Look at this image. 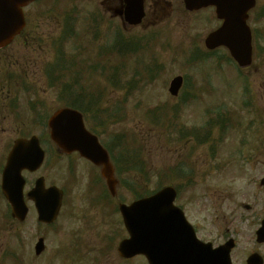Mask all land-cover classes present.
I'll list each match as a JSON object with an SVG mask.
<instances>
[{"label": "rangeland", "instance_id": "374dc122", "mask_svg": "<svg viewBox=\"0 0 264 264\" xmlns=\"http://www.w3.org/2000/svg\"><path fill=\"white\" fill-rule=\"evenodd\" d=\"M41 1L39 6L26 10L33 20L35 35L16 40L18 58L27 54L25 48L20 49V44L63 45L67 58L74 54L70 52L72 50L81 60L88 61V66L94 64L96 75L84 80V86L98 94L103 100L102 109L106 107L109 111L106 119L103 115L98 116L93 127L101 134L104 143L116 135L121 136L118 151L124 153V161L130 162L129 155L137 150L134 161L145 166L143 175L127 173L123 176L132 187L131 190L127 187L128 191L118 190L120 200L129 203L133 192L153 190L160 181L177 188L175 204L184 210L189 222L202 220L207 223L212 217L216 226L222 227L224 219L217 211L220 208L227 211L234 205L243 204H256V210L264 214V196L254 194L260 180L257 171L261 169L259 158L264 153V138L257 141L255 135L251 138L264 130V112L261 113L264 109V49L252 66L243 71L221 59L225 58L222 52L213 56L203 50L194 53L190 44L195 42L202 48L201 43L194 40L195 35H205L211 29L213 20L208 12L199 13V17L198 14L189 16L182 10L181 0H147L149 20L140 28L127 29V34L120 30L121 36L146 39L157 34L156 39L148 42L146 50L139 49L144 52L142 54L117 58V54L109 51L102 58L103 53L99 51L110 48L115 33H119V22L108 24L109 14H106L104 5L109 2L101 6L108 0ZM263 2L259 5L262 6ZM95 17L100 21L93 23V30L91 19L94 21ZM67 19L70 26L74 21L73 35H80L72 43L69 35L64 44H58L60 25L62 28ZM253 26L264 31V21ZM93 32L95 39L91 37ZM102 63L99 70L97 66ZM177 76L185 79V85L174 98L167 89L169 82ZM34 86L43 93L38 83ZM48 96L46 104L55 111L58 106L53 91ZM114 109L119 111L116 121L110 117ZM222 110V120L225 121L218 125L217 113L221 114ZM252 121L254 126H251ZM202 125L208 129L214 125L217 127L207 138L189 143V130L195 128L199 133ZM200 133L202 136L206 134L203 129ZM240 148L243 158H239ZM61 162L52 160L45 172L50 179L61 174L63 181L60 179L59 182L65 185L68 193L58 229L53 233L38 228L31 217L18 232L23 253H18L14 264H62L60 252H67L75 264H123L118 262L116 248L126 233L113 205H106V201L101 198V202L98 197L88 203L91 190L97 196L101 190L91 184L94 175L79 161H71L74 172L71 162L65 159ZM81 174L87 177L83 178ZM142 179V187H136V180L142 182ZM3 222L0 213V264H11L9 258L3 261V257L18 246ZM250 230H242L237 253L253 248L248 240ZM39 235L45 239L46 251L35 257L33 246ZM135 260L130 264H143L141 259Z\"/></svg>", "mask_w": 264, "mask_h": 264}, {"label": "flooded vegetation", "instance_id": "af4514ba", "mask_svg": "<svg viewBox=\"0 0 264 264\" xmlns=\"http://www.w3.org/2000/svg\"><path fill=\"white\" fill-rule=\"evenodd\" d=\"M262 1L264 0H255V6L248 13L247 24L250 28L253 51L257 46H261L264 43V31L261 34L260 28L253 26H256L258 21H264L263 11H261L259 16L256 14L257 5ZM123 2L124 0H118L117 7L110 9L113 13L112 15L119 13L124 5ZM208 10L213 12L211 9ZM146 19L149 20V15L145 12L142 24L146 22ZM221 25V21L217 22V27ZM258 34L261 35L258 36ZM19 47L27 50V54L21 59L18 58V46L16 44L0 49V178L7 155L16 139V133H44V114L48 108L46 97L49 93L44 91V77L39 76L40 67L42 64L45 67L48 61L47 53L41 47L31 45H19ZM43 52L44 58L40 61V53ZM34 79H36L35 82L33 81ZM34 83L39 84L43 93L36 89ZM24 106L26 111H24ZM13 133L15 134L14 137H12ZM254 135L256 141L259 138H264V130L253 134V137ZM41 146L44 149L43 143ZM259 159L261 169L257 172L260 175V180L257 187H255L254 194L261 197V195L264 196V153ZM42 170L43 167L31 174L22 172V175L26 178L24 194L31 189L35 179L41 176ZM24 202L28 207L29 214H32L33 207L31 202L26 198ZM256 208V204L234 205L227 211L220 208L217 213L224 219L222 227L216 226L214 221H212V217H209L210 220L207 223L202 220L193 221L192 226L197 238L202 242L211 243L214 248L230 241L233 242V247L229 253V264H258L259 262L264 264V242L258 243L256 241V232L264 220V214H261ZM243 229H252L248 231L250 234L248 240L250 239V244H252L253 248L247 252L237 253ZM188 259V261L172 262V264H203L193 261L192 257H188ZM209 264H225V262L212 261Z\"/></svg>", "mask_w": 264, "mask_h": 264}, {"label": "water", "instance_id": "95a60500", "mask_svg": "<svg viewBox=\"0 0 264 264\" xmlns=\"http://www.w3.org/2000/svg\"><path fill=\"white\" fill-rule=\"evenodd\" d=\"M33 0H0V46L10 43L13 37L22 30L24 26L22 8L29 5ZM214 4L220 8V0H185L186 7L191 9L196 5ZM241 3L230 4L232 10L235 7L237 17L243 19L247 5ZM230 10V11H232ZM140 14L131 13V18L138 22ZM240 47L230 48L231 56L241 67H245L250 61V48L245 28L240 26ZM223 32L225 30H222ZM222 31H218L211 36L210 42L214 48L219 45L217 38L221 36ZM225 34V32H224ZM182 80L174 79L169 88L172 95H176ZM51 129V139L64 152L70 153L78 151L82 156L93 162L96 166L102 167V176L111 193H114L115 181L113 171L108 163L105 152L100 148L95 137L89 135L82 126V121L76 113L63 110L58 112L49 123ZM20 148L27 146L18 144ZM174 192L166 188L151 198L140 200L133 203L130 207L121 206L120 210L126 229L130 234V239L123 241L118 252L122 257H132L137 254H143L152 264L155 263L154 255L157 253L166 255L184 254L183 247L188 246L186 241L175 239L172 231L174 229L188 228L180 213L172 206ZM57 208V206H56ZM178 215H176V214ZM51 220V218H50ZM46 220V221H50ZM174 222L180 223L175 225ZM190 237H193L190 235Z\"/></svg>", "mask_w": 264, "mask_h": 264}, {"label": "trees", "instance_id": "16d2710c", "mask_svg": "<svg viewBox=\"0 0 264 264\" xmlns=\"http://www.w3.org/2000/svg\"><path fill=\"white\" fill-rule=\"evenodd\" d=\"M115 146H116V148H114V153L112 151V154H113L114 164L116 166L117 172H119V174H123L125 172L135 170V172H137V174L143 175L142 172L145 170L144 164H141V163L139 164V163L134 161V159L138 155V151L135 150V152H133L132 154L129 155L130 162L127 163L123 159L124 153L118 151L120 145L118 143H116ZM145 182L146 183L148 182V179L146 177H145ZM158 183H159V185H161L160 181ZM136 187H138V185ZM158 187H160V186H158ZM148 194H149V191L145 190L143 195H148Z\"/></svg>", "mask_w": 264, "mask_h": 264}]
</instances>
